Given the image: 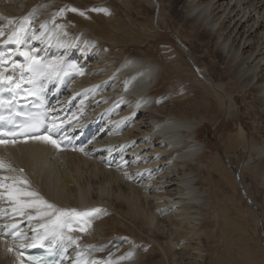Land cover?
<instances>
[{
  "label": "bare ground",
  "instance_id": "6f19581e",
  "mask_svg": "<svg viewBox=\"0 0 264 264\" xmlns=\"http://www.w3.org/2000/svg\"><path fill=\"white\" fill-rule=\"evenodd\" d=\"M185 2L195 21L215 34L216 44L238 79L250 84L264 106V0ZM50 3L0 0L1 68L17 84L30 83L33 88L60 68H67L61 101L62 105L70 103L63 114L83 115L77 125L102 118L108 135L75 152L61 151L42 139L0 144V160L8 165L0 169V184L6 185L0 187V226L9 236L0 238V264H30L15 254L9 239L24 245L48 240L54 233L63 234L61 244L73 246L66 264H183V253L197 264L193 248L200 237L192 236L198 239L192 241L188 227L196 229L199 213L192 214L195 207L188 203L199 204L205 197L199 195L198 177L188 168L205 149L195 136L198 119L206 118L215 107L209 102L201 106L188 102L191 108L187 111L179 103L167 105L152 91L160 82L161 65L142 56H111L110 46L116 48L120 36L112 24L101 26L73 8L59 11ZM21 25L27 30L24 42H9ZM91 27L95 28L90 31ZM24 52L42 65H51L46 68L49 74L33 76L27 67H15L29 63ZM199 68L200 73L208 74L204 65ZM206 81L218 106L235 110L223 82ZM108 160L114 161L112 167L105 166ZM18 175L27 180L28 192L12 191L10 186ZM42 201L54 207L50 209ZM71 210L90 215L78 217ZM61 212L68 213L61 223L70 228L53 224ZM180 244H185V250Z\"/></svg>",
  "mask_w": 264,
  "mask_h": 264
},
{
  "label": "rangeland",
  "instance_id": "374dc122",
  "mask_svg": "<svg viewBox=\"0 0 264 264\" xmlns=\"http://www.w3.org/2000/svg\"><path fill=\"white\" fill-rule=\"evenodd\" d=\"M49 2L59 11L73 8L101 26L104 22L112 24L120 36L119 45L110 46L111 56H142L161 65L160 82L152 91L164 98L167 105L179 103L187 111L192 104L201 106L204 102L215 107L207 119H198L195 136L205 149L194 166L188 168L198 177L199 195L205 197L199 204L188 203L195 207L192 214L199 213L196 229H202L186 225L184 228L188 227L191 237L201 239L192 237V241H199L193 248L197 264H264V106L250 84L238 79L233 65L216 44L215 34L195 21L185 0ZM182 43L192 52L197 65L192 64ZM104 45L107 41L105 48ZM203 65L208 78L200 73L199 67ZM207 79L223 82L235 110L218 106ZM184 257L183 264H192L187 253L182 254Z\"/></svg>",
  "mask_w": 264,
  "mask_h": 264
},
{
  "label": "snow or ice",
  "instance_id": "6c2138e0",
  "mask_svg": "<svg viewBox=\"0 0 264 264\" xmlns=\"http://www.w3.org/2000/svg\"><path fill=\"white\" fill-rule=\"evenodd\" d=\"M73 10H75V9H73ZM26 36H27V30H26L24 25H21L16 29V31H14L12 33V35L9 38V42L15 43L17 45L22 44L24 42ZM22 55H24L27 58L29 63L27 65H23V64L14 65L15 67H19V68H21V70H23L25 67H27L28 71L30 73H32L33 76H42V75L49 74L46 72V68H50L51 65H47V66L42 65L39 60H36L32 56H30L29 53H27V52L22 53ZM0 63H3L2 58H0ZM13 79L14 78L11 76H4L3 73H0V80L12 81ZM16 87L19 88L20 85L17 84ZM0 119H3V118L0 117ZM53 129H55V125H53ZM32 138L45 140V141L50 142L51 144L55 145L57 148H59V146H60L59 142L57 140L53 139L51 136L32 137ZM8 142L15 143L14 140L13 141H6L3 139H0V144H4V143H8ZM5 167H8V165H6L3 160H0V169L5 168ZM21 171H23V170H21ZM4 179H7V178H4ZM22 182L27 183V181H22ZM5 186L6 185L0 184V187H5ZM10 187H12L13 192L18 191L17 189H15L14 185L10 186ZM9 195H12V192H10ZM29 195H35V193H29ZM42 203L47 204L46 201H42ZM47 207L51 209L54 206L51 204H47ZM71 211H72V214H74L78 217H87L88 215H90V213H88V212L76 213L75 210H71ZM93 211H99V210L93 209ZM43 214L48 215V213H43ZM65 215H68V213L61 212L60 215L57 216L56 219L53 221V224L58 228L64 227V226H68L70 228V225H65V224L61 223V217L65 216ZM84 230L85 229H83V228L81 229V231H84ZM56 237H57V234L54 233V238H56ZM58 238H63V234L59 233ZM68 239H71V237H68Z\"/></svg>",
  "mask_w": 264,
  "mask_h": 264
}]
</instances>
